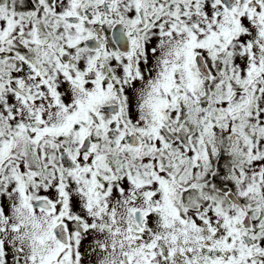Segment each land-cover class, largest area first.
Masks as SVG:
<instances>
[{"label":"snow or ice","instance_id":"6c2138e0","mask_svg":"<svg viewBox=\"0 0 264 264\" xmlns=\"http://www.w3.org/2000/svg\"><path fill=\"white\" fill-rule=\"evenodd\" d=\"M0 264H264V0H0Z\"/></svg>","mask_w":264,"mask_h":264}]
</instances>
